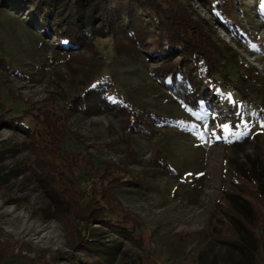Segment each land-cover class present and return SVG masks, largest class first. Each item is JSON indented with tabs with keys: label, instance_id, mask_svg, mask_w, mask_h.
Here are the masks:
<instances>
[{
	"label": "rangeland",
	"instance_id": "obj_1",
	"mask_svg": "<svg viewBox=\"0 0 264 264\" xmlns=\"http://www.w3.org/2000/svg\"><path fill=\"white\" fill-rule=\"evenodd\" d=\"M188 1L232 48L218 75L221 88L211 86L214 104L206 110L187 107L156 81L157 46L141 48L137 56L119 54L110 38L97 37L94 49L75 51L71 70L63 49L67 40L58 42L28 10L0 0V58L6 62L0 69V108L9 121L21 118L31 128L24 134L9 122L0 125V264H250L256 238L246 222H255L250 228L264 240V199L257 183L248 181L264 154V99H255V93L264 95V83L243 85L240 73L251 66L264 75V0H220L217 13L228 16L240 35L218 23L201 0ZM104 81L112 83L113 98L165 122L152 127L153 134H140L129 131L128 118L74 112L75 101ZM52 120L69 133L62 148L67 154L92 155L96 166L107 161L115 174H132V182L121 181L127 174L114 177L111 167L93 173L98 177L91 174L97 190L90 189L88 207L86 192L70 174L60 170L57 179L39 173L37 146L48 147L43 136ZM164 160L172 173L160 164ZM90 167L84 165L77 176L84 180ZM93 203L94 211L104 212L105 205L119 203L141 231L131 239L105 224L92 231L100 226V220L88 221ZM236 231L243 247L233 244ZM92 235L97 241H90ZM83 240L98 244L97 253L110 262L82 252Z\"/></svg>",
	"mask_w": 264,
	"mask_h": 264
},
{
	"label": "trees",
	"instance_id": "obj_2",
	"mask_svg": "<svg viewBox=\"0 0 264 264\" xmlns=\"http://www.w3.org/2000/svg\"><path fill=\"white\" fill-rule=\"evenodd\" d=\"M201 1L207 4L209 9L214 12L218 23L226 26L234 35L242 34L243 31L237 28L236 24L231 22L228 16L222 12L217 13L222 7L220 0ZM4 3L13 7L17 5L23 10H28L39 26L44 27L43 30H46L49 35L55 36L54 38H57L58 42L64 39L68 41L69 46L63 48L65 54H67L65 63H67L68 69H74L73 58L77 56L75 51L87 46H90L87 48L94 49L97 37L110 38L114 43L115 51L126 55L137 56L141 54V48L150 49L155 45L158 47L156 55L161 58L158 61L160 66L153 71V77L156 81L165 87L177 100L193 110L200 108L206 110L213 107L211 86L221 88V80H219L218 75L226 58H229L232 48L219 39L214 26L211 23H206L200 14L196 13L188 0H177V2L173 0H4ZM142 18L148 23L147 27L145 25L142 27ZM161 32H164V34ZM150 39L154 40V42L150 43ZM175 57H179L180 61H174ZM5 64L6 62L0 58V69H6ZM15 73L19 74L16 71ZM255 79H260L264 83V75L260 77L255 67H245L240 73V81L243 85L248 83L254 86L255 84H251V82ZM112 86V83L104 81L86 90L75 101L77 103L73 111L80 113L106 112L128 118L130 123L129 131L140 134H153L154 129L152 127H160L165 122L166 119L160 115L138 110L127 101L113 98L111 96ZM250 92L253 93L254 91L251 89ZM241 93L243 94L244 92L242 91ZM257 98L264 99V95L255 93V99ZM241 99L243 104L246 105L245 99L243 97ZM7 118L6 112L0 108V125L9 122L12 125L11 128L22 131L24 134H28L31 131V128L21 118L11 121ZM58 125L53 120L50 123H46V126L44 125L48 131L43 137L46 135L48 139L46 143L54 146L48 145L45 148L37 146L38 143L35 144L42 152L40 154L41 160L35 164V168L39 173H47L54 176V178L59 177L60 170L70 174L72 182L75 183L78 189L86 192L83 200L87 206L90 202L89 191L97 190L95 187L97 180L90 179L92 175H95L93 173L100 171L105 173L111 167L110 172L114 173V177L127 174V178L121 181L132 182V174L127 173V171L122 173V170L120 173L117 172L115 174V166L107 161H100L99 166H96L93 161H90L89 157H93L92 155H89V157L82 155L76 159L67 154L66 150L62 148H64L63 144L69 133L64 130L60 131ZM53 136L57 138H51ZM55 145L58 149H55ZM52 150H57L56 155ZM260 162L256 175L251 178L248 177V181L251 180L257 183L258 191L264 199V183L261 179L264 175V154L260 155ZM86 164H90L91 171H87L85 173L86 177L81 180L76 173ZM160 164L166 168L169 174L172 173L173 168L170 167L168 161H161ZM76 165L82 167H77ZM95 176L98 177V175ZM109 179L111 180V178L106 180L109 181ZM82 182H84L83 186ZM88 184L90 185L88 186ZM95 192L94 194H96ZM119 205V203L113 206L105 205L108 211L104 212V210L100 211V209L94 211L95 205L93 203L91 219L88 221L100 220V222H95V224L100 226L91 227V230L100 231L101 226L105 224L110 231L129 239L133 238L135 234H139L141 231V228L139 229L140 226L136 225L135 219L127 215L124 207ZM246 223L247 229L256 238H254L255 248L249 250L250 259L252 258L250 264H264V240L260 236L254 235L253 232L255 231L250 228L255 222ZM89 226H92V223ZM261 226V230L264 232V225L262 224ZM87 230L88 228L83 230L84 234H86ZM96 236L92 235L90 241H97ZM236 236L233 244L243 247L242 238L237 231ZM88 242L84 240L81 242L83 244L80 247L82 252H96V259L110 262L108 257L97 253L98 244L93 245ZM3 244H5V251L11 252L8 249L10 244L7 246V243ZM109 254L113 253L110 252Z\"/></svg>",
	"mask_w": 264,
	"mask_h": 264
},
{
	"label": "snow or ice",
	"instance_id": "obj_3",
	"mask_svg": "<svg viewBox=\"0 0 264 264\" xmlns=\"http://www.w3.org/2000/svg\"><path fill=\"white\" fill-rule=\"evenodd\" d=\"M244 126L247 127V124H245ZM230 127H231V126H229V125H224V126H223L224 131H225L226 133H229L230 135H232V134H234V133H231V132H230Z\"/></svg>",
	"mask_w": 264,
	"mask_h": 264
}]
</instances>
